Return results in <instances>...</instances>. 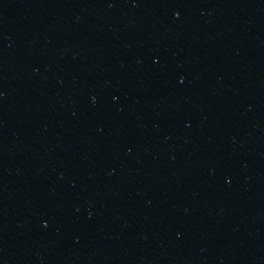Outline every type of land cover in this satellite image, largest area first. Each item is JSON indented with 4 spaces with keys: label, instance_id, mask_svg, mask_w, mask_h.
<instances>
[{
    "label": "water",
    "instance_id": "obj_1",
    "mask_svg": "<svg viewBox=\"0 0 264 264\" xmlns=\"http://www.w3.org/2000/svg\"><path fill=\"white\" fill-rule=\"evenodd\" d=\"M0 264H264V0H0Z\"/></svg>",
    "mask_w": 264,
    "mask_h": 264
}]
</instances>
